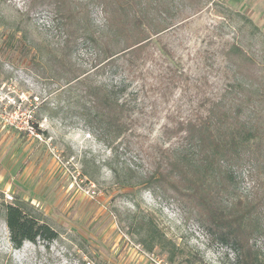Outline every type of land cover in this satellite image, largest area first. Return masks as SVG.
<instances>
[{
    "label": "rangeland",
    "instance_id": "1",
    "mask_svg": "<svg viewBox=\"0 0 264 264\" xmlns=\"http://www.w3.org/2000/svg\"><path fill=\"white\" fill-rule=\"evenodd\" d=\"M165 1L175 26L155 36L157 61L166 68L163 47L170 49L187 83L154 100L149 74L122 81L120 72L99 68L86 43L65 49L49 11L0 0V264H235V253L209 237L190 202L144 174L149 158L170 144L165 126L202 106L203 96L237 95L264 106V0ZM90 11L100 28L102 12ZM60 58L71 66L69 79L87 75L115 86L133 127L99 139L86 100L59 73ZM238 175L235 190L221 196L227 205L252 190L247 171ZM7 204L23 205L57 237L16 248ZM258 243L264 249V237Z\"/></svg>",
    "mask_w": 264,
    "mask_h": 264
},
{
    "label": "trees",
    "instance_id": "2",
    "mask_svg": "<svg viewBox=\"0 0 264 264\" xmlns=\"http://www.w3.org/2000/svg\"><path fill=\"white\" fill-rule=\"evenodd\" d=\"M28 4L29 12L45 9L52 13L63 28L65 49L89 45L101 70L120 72L122 81L129 77L142 80L149 74L154 100L167 98L171 89L187 83L186 73L170 49L163 47L166 68L160 70L157 61V37L175 26L165 0H87L86 6L73 0H28ZM91 6L103 14L100 28L93 25ZM57 66L79 98L86 100L88 123L99 139L109 142L108 136L118 137L133 127L135 118L126 108L127 99L114 91L115 86L87 75L69 79L71 66L64 58ZM238 98L207 100L203 96L202 106L172 121V126L167 124L164 136L170 144L149 158L144 181L172 190L181 202H190L209 237L235 253V264H264V249L258 243L264 237V106L257 100ZM243 169L253 183L252 190L232 204L223 203L221 196L235 190ZM4 208L16 248L25 240L57 237L54 229L29 215L23 205ZM150 239L155 238L151 235Z\"/></svg>",
    "mask_w": 264,
    "mask_h": 264
}]
</instances>
